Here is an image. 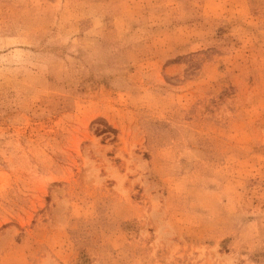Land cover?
Returning a JSON list of instances; mask_svg holds the SVG:
<instances>
[{"label":"rangeland","instance_id":"374dc122","mask_svg":"<svg viewBox=\"0 0 264 264\" xmlns=\"http://www.w3.org/2000/svg\"><path fill=\"white\" fill-rule=\"evenodd\" d=\"M0 264H264V0H0Z\"/></svg>","mask_w":264,"mask_h":264}]
</instances>
